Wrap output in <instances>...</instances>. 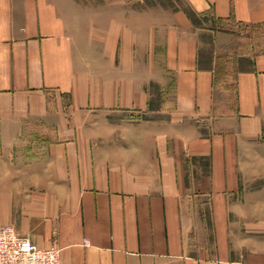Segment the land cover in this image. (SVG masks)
<instances>
[{"label": "crops", "instance_id": "0c3cea01", "mask_svg": "<svg viewBox=\"0 0 264 264\" xmlns=\"http://www.w3.org/2000/svg\"><path fill=\"white\" fill-rule=\"evenodd\" d=\"M148 1L0 0V226L60 264H264V48L214 83L264 0Z\"/></svg>", "mask_w": 264, "mask_h": 264}, {"label": "rangeland", "instance_id": "374dc122", "mask_svg": "<svg viewBox=\"0 0 264 264\" xmlns=\"http://www.w3.org/2000/svg\"><path fill=\"white\" fill-rule=\"evenodd\" d=\"M155 2H160L162 4L165 3H170V0H149L148 3L149 5L155 4ZM176 5H181L182 3H180L179 1L175 0ZM197 22H199V24H204L203 27L207 28L208 30L210 29H214V24H217L215 22H212L209 18H197L196 19ZM218 27H222L224 30L228 31V34L230 35L233 43L232 46L230 48H227L225 50V53L221 56L223 57H227L228 59V66H226V70L225 73L227 75V82L226 83V87L225 89L221 88V86L219 85L218 88H220V90H223L225 92H232V88H230V85L233 86V80H234V60L236 59L237 56H240L241 52L245 53L244 55H250V54H255L258 51L261 52L262 49L264 48V27L259 28L258 31L254 30L253 28H245V27H241V26H237V25H233V24H222L219 23L217 24ZM254 30V35L258 36L257 39H255L254 43V47H242L243 45H245V41L244 38L249 36L251 32H253ZM256 32V34H255ZM203 54L202 56H205L206 58H210V56L212 55V44H213V38H212V34L206 33L205 37L203 38ZM207 61V60H206ZM154 89H157L155 87H152ZM159 100V99H158ZM157 100V98L153 97L152 101H151V105L152 106H158L159 105V101Z\"/></svg>", "mask_w": 264, "mask_h": 264}, {"label": "built area", "instance_id": "2783aa9c", "mask_svg": "<svg viewBox=\"0 0 264 264\" xmlns=\"http://www.w3.org/2000/svg\"><path fill=\"white\" fill-rule=\"evenodd\" d=\"M56 245L39 248L11 226H0V264H60Z\"/></svg>", "mask_w": 264, "mask_h": 264}, {"label": "trees", "instance_id": "16d2710c", "mask_svg": "<svg viewBox=\"0 0 264 264\" xmlns=\"http://www.w3.org/2000/svg\"><path fill=\"white\" fill-rule=\"evenodd\" d=\"M189 17L193 20V21H196L197 17L196 15H194L193 13H189ZM212 20V19H211ZM213 21V20H212ZM264 27V25H260V26H253L252 28L254 30H257L259 28H262ZM254 30L253 32L250 33L249 36L245 37L244 38V41H245V45H243L242 47H254V41L255 39H257L258 36L254 35ZM256 34V32H255ZM259 52V51H258ZM257 52V53H258ZM245 53H242L240 55H244ZM227 64L228 63V59L227 57H223V56H219L217 57L216 59V68H215V87H218L219 85L221 86V88L225 89V87L227 86L225 82H227V75L225 73V70H226V66H228ZM230 88L233 89V86L230 85Z\"/></svg>", "mask_w": 264, "mask_h": 264}]
</instances>
